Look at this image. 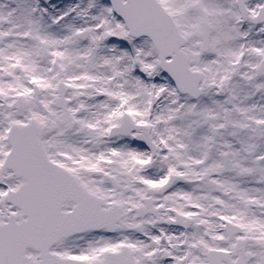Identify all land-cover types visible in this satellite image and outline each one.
Masks as SVG:
<instances>
[{"label":"snow or ice","instance_id":"1","mask_svg":"<svg viewBox=\"0 0 264 264\" xmlns=\"http://www.w3.org/2000/svg\"><path fill=\"white\" fill-rule=\"evenodd\" d=\"M0 264H264V0H0Z\"/></svg>","mask_w":264,"mask_h":264}]
</instances>
